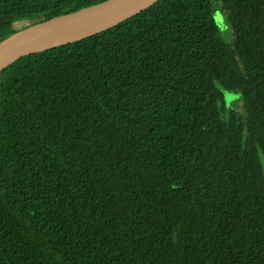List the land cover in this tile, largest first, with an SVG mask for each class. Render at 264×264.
Returning a JSON list of instances; mask_svg holds the SVG:
<instances>
[{"label":"trees","instance_id":"obj_1","mask_svg":"<svg viewBox=\"0 0 264 264\" xmlns=\"http://www.w3.org/2000/svg\"><path fill=\"white\" fill-rule=\"evenodd\" d=\"M100 1L0 0V42ZM0 264H264V0H158L2 69Z\"/></svg>","mask_w":264,"mask_h":264},{"label":"water","instance_id":"obj_2","mask_svg":"<svg viewBox=\"0 0 264 264\" xmlns=\"http://www.w3.org/2000/svg\"><path fill=\"white\" fill-rule=\"evenodd\" d=\"M156 1L158 0H103L72 11L44 17L0 42V71L23 55L101 31L129 18ZM109 18L114 21L108 22ZM220 19L221 15L217 12L214 21L219 22ZM90 23L99 24L91 32L73 36ZM227 99L232 102L231 96Z\"/></svg>","mask_w":264,"mask_h":264},{"label":"rangeland","instance_id":"obj_3","mask_svg":"<svg viewBox=\"0 0 264 264\" xmlns=\"http://www.w3.org/2000/svg\"><path fill=\"white\" fill-rule=\"evenodd\" d=\"M218 12V14L219 15H221V19L220 20H218L219 22H217L216 20H215V22H216V24L218 25V27L220 28V32H221V34L223 35V37L226 39V40H228L229 38H230V31H229V29L227 28L228 27V25H227V21H226V16H225V14L224 13H222L219 9H216V11L214 12V15L216 14ZM230 91H226L225 92V97H226V102H227V104H228V106H234L235 104L233 103V100H232V102H229L228 101V97H230Z\"/></svg>","mask_w":264,"mask_h":264},{"label":"bare ground","instance_id":"obj_4","mask_svg":"<svg viewBox=\"0 0 264 264\" xmlns=\"http://www.w3.org/2000/svg\"><path fill=\"white\" fill-rule=\"evenodd\" d=\"M107 21H111L110 23H112L114 20H112L111 18L107 19ZM98 24L99 23H90L88 25H85L82 27V29L78 30L76 33L73 34V36H78V35H82V34H85V33H88V32H91L92 30H94L95 28L98 27Z\"/></svg>","mask_w":264,"mask_h":264},{"label":"flooded vegetation","instance_id":"obj_5","mask_svg":"<svg viewBox=\"0 0 264 264\" xmlns=\"http://www.w3.org/2000/svg\"><path fill=\"white\" fill-rule=\"evenodd\" d=\"M226 16V15H225ZM229 29V27H227ZM225 39V38H224ZM226 40V39H225ZM229 40V39H228Z\"/></svg>","mask_w":264,"mask_h":264}]
</instances>
